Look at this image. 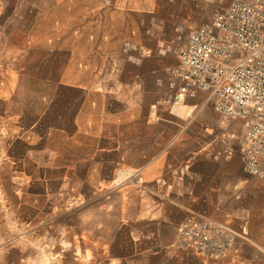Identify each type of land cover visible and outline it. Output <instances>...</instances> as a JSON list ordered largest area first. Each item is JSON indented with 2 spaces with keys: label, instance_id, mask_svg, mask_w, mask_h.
<instances>
[{
  "label": "crops",
  "instance_id": "0c3cea01",
  "mask_svg": "<svg viewBox=\"0 0 264 264\" xmlns=\"http://www.w3.org/2000/svg\"><path fill=\"white\" fill-rule=\"evenodd\" d=\"M113 1L98 0L97 15L115 12ZM143 33L137 63L115 55L94 57L101 60L90 63L92 72H83L78 83L63 85L83 99L70 132L62 126L48 129L83 138L78 143L83 149L73 163L59 158L45 143L41 160L34 105L28 116L25 110L0 115V176H5L6 165L10 175L23 182V191H30L54 171L68 176L79 163L86 164L79 175L95 179L99 198L94 199L93 214L86 212L89 203L79 207L77 235L92 241L93 264H169L181 253L175 245L177 229L199 216L218 217L237 233L216 264H264V180L243 168L237 152L225 156L229 122L204 92L172 101L165 82L166 60L157 44L146 43ZM92 49L103 48L96 44ZM237 141L231 140L233 146ZM26 205L38 207L21 201L14 208ZM39 218L9 216L7 223L40 225ZM4 239L1 233L0 241ZM57 240L58 235L47 230L24 232L16 240L17 253L26 264H56L57 257L61 264H70V250L59 251L54 247Z\"/></svg>",
  "mask_w": 264,
  "mask_h": 264
},
{
  "label": "rangeland",
  "instance_id": "374dc122",
  "mask_svg": "<svg viewBox=\"0 0 264 264\" xmlns=\"http://www.w3.org/2000/svg\"><path fill=\"white\" fill-rule=\"evenodd\" d=\"M229 1L115 0V12L100 17L97 15L98 0H0V115L25 110L28 116L31 104L34 105L39 116L36 131L41 160H45L42 146L45 143L59 158L65 157L68 163H73V159L81 154L83 147L78 143L81 139L84 142L83 138L68 137L60 130L48 129L51 125L62 126L66 133L70 132L72 118L76 117L83 99L77 92L63 89V85L78 83L83 72H92L90 63H100L101 60L94 57L105 60L115 55L132 62L129 59L132 54L140 61L137 44L143 32L146 33L142 36H148L147 44H157V51L165 58L168 69L175 62L176 54L172 50L163 52V48L173 44L175 25H200ZM126 43L134 46L130 53L126 50ZM96 44L103 49H92ZM226 121L229 126L225 129V145L227 137H238L237 132L241 130L242 135L244 131L240 121ZM83 166L85 168L86 164L79 163L68 176H62V171H54V176L46 178L47 182L38 180L30 191H23V182L10 175L8 166L2 165L6 173L0 176V234H4L5 239L0 241L3 246L0 264H26L17 253V238L24 232L45 230L58 235L54 247L57 246L59 251L70 250L66 257L68 263L93 264L95 249L92 241H82L77 235L79 207L89 203L86 212L93 214L94 199L99 198L94 192L95 179L79 175L84 171ZM21 201L38 207L14 208ZM17 215L40 217L37 222L42 224L7 223L9 216L15 220ZM186 225L179 226L176 237ZM175 245L181 253L169 259V264H216L226 255L218 260H204L191 249L180 248L176 240ZM54 261L61 264V257Z\"/></svg>",
  "mask_w": 264,
  "mask_h": 264
},
{
  "label": "built area",
  "instance_id": "2783aa9c",
  "mask_svg": "<svg viewBox=\"0 0 264 264\" xmlns=\"http://www.w3.org/2000/svg\"><path fill=\"white\" fill-rule=\"evenodd\" d=\"M174 30L173 44L163 48L176 54L165 80L172 101L204 92L225 120L240 121L243 134L227 137L225 156L237 152L244 169L264 180V0H230L210 20ZM125 45L130 53L134 46ZM129 59L138 62L132 54ZM236 237L221 220L201 217L178 231L176 243L204 260H218Z\"/></svg>",
  "mask_w": 264,
  "mask_h": 264
}]
</instances>
